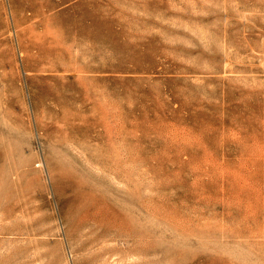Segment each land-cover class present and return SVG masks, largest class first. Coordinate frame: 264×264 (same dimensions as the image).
I'll use <instances>...</instances> for the list:
<instances>
[{
    "label": "rangeland",
    "instance_id": "1",
    "mask_svg": "<svg viewBox=\"0 0 264 264\" xmlns=\"http://www.w3.org/2000/svg\"><path fill=\"white\" fill-rule=\"evenodd\" d=\"M0 264H264V0H0Z\"/></svg>",
    "mask_w": 264,
    "mask_h": 264
}]
</instances>
